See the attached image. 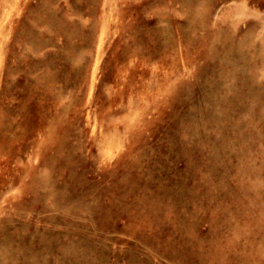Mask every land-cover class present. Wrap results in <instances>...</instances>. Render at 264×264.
Listing matches in <instances>:
<instances>
[{"label": "rangeland", "instance_id": "374dc122", "mask_svg": "<svg viewBox=\"0 0 264 264\" xmlns=\"http://www.w3.org/2000/svg\"><path fill=\"white\" fill-rule=\"evenodd\" d=\"M0 264H264V0H0Z\"/></svg>", "mask_w": 264, "mask_h": 264}]
</instances>
